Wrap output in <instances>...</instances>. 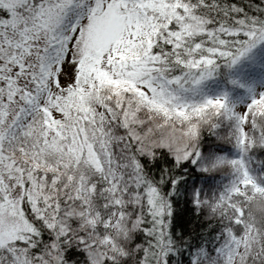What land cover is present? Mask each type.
Returning a JSON list of instances; mask_svg holds the SVG:
<instances>
[{
	"label": "snow or ice",
	"instance_id": "6c2138e0",
	"mask_svg": "<svg viewBox=\"0 0 264 264\" xmlns=\"http://www.w3.org/2000/svg\"><path fill=\"white\" fill-rule=\"evenodd\" d=\"M0 264H264V0H0Z\"/></svg>",
	"mask_w": 264,
	"mask_h": 264
}]
</instances>
